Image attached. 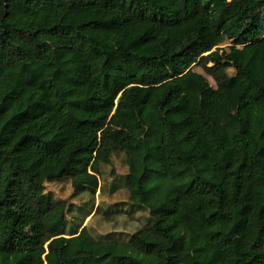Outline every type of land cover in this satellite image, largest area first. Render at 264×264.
Here are the masks:
<instances>
[{
  "label": "trees",
  "instance_id": "16d2710c",
  "mask_svg": "<svg viewBox=\"0 0 264 264\" xmlns=\"http://www.w3.org/2000/svg\"><path fill=\"white\" fill-rule=\"evenodd\" d=\"M259 43L264 0H0V264H264ZM114 155L127 239L80 224Z\"/></svg>",
  "mask_w": 264,
  "mask_h": 264
},
{
  "label": "rangeland",
  "instance_id": "374dc122",
  "mask_svg": "<svg viewBox=\"0 0 264 264\" xmlns=\"http://www.w3.org/2000/svg\"><path fill=\"white\" fill-rule=\"evenodd\" d=\"M229 40L221 45L227 48ZM259 49L264 54V44L259 43ZM193 70L204 75L212 86H215L213 79L207 75L199 64L192 66ZM229 73H234L229 69ZM102 175L99 176V188L94 193V207L98 206L94 216V210L82 219V225L86 224L89 231L94 236H105L111 234L118 239H127L128 236L137 227L143 225L147 219V212L143 209L131 207L126 201L128 199L127 187L124 181L126 168L123 163L122 155L112 156L109 165L101 167ZM46 192H50L56 199L65 200L70 204L71 212L68 213V222L71 223L77 219L81 213L79 209L89 206L91 194L85 192L79 196L72 197V189L69 180H63L59 183L45 185ZM98 204V205H97ZM93 207V208H94ZM109 210L108 216H102V211ZM74 213L77 216H74Z\"/></svg>",
  "mask_w": 264,
  "mask_h": 264
}]
</instances>
